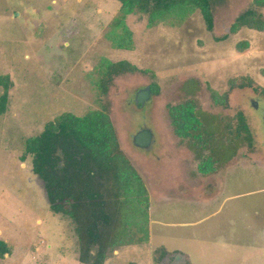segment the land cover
I'll use <instances>...</instances> for the list:
<instances>
[{
  "label": "rangeland",
  "instance_id": "374dc122",
  "mask_svg": "<svg viewBox=\"0 0 264 264\" xmlns=\"http://www.w3.org/2000/svg\"><path fill=\"white\" fill-rule=\"evenodd\" d=\"M250 9L264 21V4L254 0H211V24L200 9L152 23L136 10L116 27L119 0H0V99L8 87L0 109V264H93L105 234L116 231L113 172L96 170L88 188L74 185L82 206L69 219L50 209L32 156L22 158L24 140L48 121L103 105L149 193L148 239L109 248L103 264H264V28L233 26ZM124 25L130 49L117 47ZM123 59L138 70L114 76L103 93V67ZM148 85L151 102L137 105L135 92ZM214 91L225 104L215 103ZM187 101L203 122L192 131L201 140L174 132L171 110ZM145 126L155 133L148 151L132 139ZM210 157L215 171L205 175L199 165Z\"/></svg>",
  "mask_w": 264,
  "mask_h": 264
},
{
  "label": "trees",
  "instance_id": "16d2710c",
  "mask_svg": "<svg viewBox=\"0 0 264 264\" xmlns=\"http://www.w3.org/2000/svg\"><path fill=\"white\" fill-rule=\"evenodd\" d=\"M121 2V16L114 23L116 27H121L124 19L129 13L136 10L148 13L149 20L155 22L160 18H167L175 14H186L200 9L211 24V0H119ZM256 5L264 4V0H254ZM252 9L241 15L235 27L249 26L250 28H264V21L255 16ZM128 31L123 33L121 44L117 47L130 49V32L124 25L122 27ZM117 34L118 32L115 31ZM119 35V34H118ZM105 68V80L102 85V92L106 93L108 83L116 75L125 72H135L138 68L126 59L116 62L107 61ZM155 94V93H154ZM216 104H225L227 97L213 92ZM8 99V87L0 99L1 111L4 112ZM172 125L177 136L182 138L196 137L201 140V135L192 131L199 130L202 121L195 112V105L192 101H187L171 110ZM24 155H31L33 158V171L44 182L46 186L47 199L50 209L54 214L62 215L65 218H78L79 207L82 206L74 196L75 184L82 182L88 188L89 180L100 172L111 173L115 184L118 186L120 224L116 231L106 233L104 242L93 264H103L107 258V251L115 247L143 242L148 239V189L135 170L129 159L122 153L115 127L110 115L103 105L102 109L92 110L83 116L73 113L61 114L45 124L44 129L36 136L24 140ZM216 163V162H215ZM214 161L208 158L199 165V170L203 174L215 171ZM90 180V181H91ZM138 183V186H136ZM93 199H99L97 193H90ZM105 203H102L104 206ZM102 212V211H101ZM94 213H97L95 211ZM105 213L103 214V216ZM138 215H144L141 221ZM82 227L79 226L77 232L78 244L80 246V260L82 263L88 262V246L83 244ZM136 230V231H135ZM141 233L142 237H138ZM90 238H95L96 234L87 231ZM98 236V235H97ZM84 246V247H83ZM4 244L0 241V252Z\"/></svg>",
  "mask_w": 264,
  "mask_h": 264
},
{
  "label": "water",
  "instance_id": "95a60500",
  "mask_svg": "<svg viewBox=\"0 0 264 264\" xmlns=\"http://www.w3.org/2000/svg\"><path fill=\"white\" fill-rule=\"evenodd\" d=\"M153 92L151 86H146L137 91L136 94V103L145 104L146 102L152 99ZM258 107V103H255ZM154 132L151 128L145 127L139 130L136 134L132 136L133 143L136 147L140 149L149 150L153 146L154 142Z\"/></svg>",
  "mask_w": 264,
  "mask_h": 264
},
{
  "label": "flooded vegetation",
  "instance_id": "af4514ba",
  "mask_svg": "<svg viewBox=\"0 0 264 264\" xmlns=\"http://www.w3.org/2000/svg\"><path fill=\"white\" fill-rule=\"evenodd\" d=\"M139 90H140V89H139ZM139 90H137V91H139ZM137 91L135 92V99H134V100H135V101H134L135 103H136V94H137ZM153 96H154V94H153ZM153 96H152V98H153ZM151 100H152V99H151ZM151 100L148 101V102H146L145 104H143L144 107H146L147 104H149V103L151 102ZM256 103H257V102H256ZM136 104H137V103H136ZM137 105H139V104H137ZM258 107H259V104H258ZM145 127H148V126H145ZM145 127H143V128H145ZM143 128H141V129H143ZM141 129H140V130H141ZM154 135H155V133H154ZM154 143H155V137H154V142H153V144H154ZM151 147H152V146H151ZM150 149H151V148H150ZM150 149H149V150H150ZM144 151H148V150H145V149H144Z\"/></svg>",
  "mask_w": 264,
  "mask_h": 264
}]
</instances>
